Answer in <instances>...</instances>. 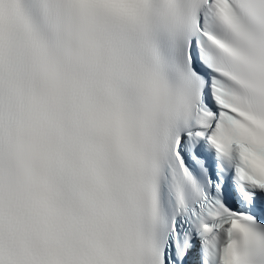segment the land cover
Returning <instances> with one entry per match:
<instances>
[{
	"label": "snow or ice",
	"instance_id": "1",
	"mask_svg": "<svg viewBox=\"0 0 264 264\" xmlns=\"http://www.w3.org/2000/svg\"><path fill=\"white\" fill-rule=\"evenodd\" d=\"M0 264H264V0H0Z\"/></svg>",
	"mask_w": 264,
	"mask_h": 264
}]
</instances>
